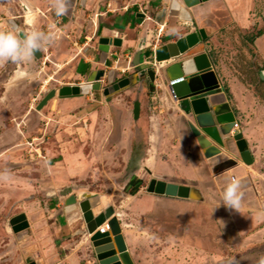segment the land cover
Listing matches in <instances>:
<instances>
[{"label": "rangeland", "instance_id": "rangeland-1", "mask_svg": "<svg viewBox=\"0 0 264 264\" xmlns=\"http://www.w3.org/2000/svg\"><path fill=\"white\" fill-rule=\"evenodd\" d=\"M70 1L68 13L57 17L49 0H0V30L18 26L56 33L41 57L0 66V172L7 170L10 176L0 180V264H55L69 255L90 260L94 247L80 207L87 194L111 199L134 264H259L264 256V218L257 215L264 212V155L259 167H238L240 176L252 179L256 198L243 201L240 213L218 207L219 187L231 175L213 173L189 129L188 116L174 93L162 89L160 78L155 92L138 83L108 96L91 91L77 98L81 100L57 94L41 109L38 105L47 91L83 81L61 65V48L66 45L75 52V40L84 44L92 39L96 15L133 3L140 13L153 15L148 26L147 16L136 23L141 25L138 34L148 39L142 51L152 53L159 44L207 27V46L218 51L221 89L228 85L237 93L248 88L264 105L253 43L262 31L245 32L223 10L206 14V22L183 26L169 15L171 0H107L102 7L101 0H89L84 7ZM217 1L225 10L235 4ZM255 2L253 16L264 0H241L240 5ZM31 10L34 19L28 25ZM173 27L176 33H170ZM125 60L117 57L110 65L118 67L121 61L125 68ZM86 70L83 66L80 73ZM114 70L116 78L123 76ZM102 79L104 88L109 80ZM135 100L142 102L138 119L133 114ZM245 126L239 124L240 132ZM225 151L238 159L233 147ZM152 178L198 186L204 199L150 193ZM136 184L140 189L131 196L128 189ZM73 196L76 202L66 204ZM22 213L30 225L16 233L10 220Z\"/></svg>", "mask_w": 264, "mask_h": 264}, {"label": "water", "instance_id": "water-1", "mask_svg": "<svg viewBox=\"0 0 264 264\" xmlns=\"http://www.w3.org/2000/svg\"><path fill=\"white\" fill-rule=\"evenodd\" d=\"M208 1L184 0L186 9L184 16L182 17L177 12L170 10L169 15L182 22L194 23L192 8ZM189 15L192 17L191 20L187 19ZM208 38L209 35L205 28H195L194 31H190L176 41L168 42L154 49L149 56L151 61H147L148 64H152L149 67H144L139 61H134L132 67H135L136 71L117 81H115L116 71L111 69L107 76L108 84L104 88H102L101 80L105 76V70H93L89 73L86 83L91 81L93 83L91 91L102 90L105 96L144 82L148 83L150 92H155L157 90V76H159L158 78L177 97L178 106L188 116L189 129L202 149L208 165L213 173L218 174L234 168L238 165V159L247 165H251L254 160L243 133L238 131L234 135L232 134L237 117L226 92L221 89L220 79L207 46ZM111 45L120 46L121 38L100 37L99 49L103 55L109 52ZM143 45H146V39L140 44V46ZM35 55L41 57L42 53L36 52ZM139 55L140 51L137 52L136 58ZM172 59L176 61L161 69L158 68L162 62ZM260 76L264 79V70L260 71ZM81 85H64L59 89L47 91L40 101L38 109H41L57 94L60 97H78L88 94L89 92L86 93L82 90ZM140 111L141 102L135 100L133 107L135 119L139 118ZM225 147L228 149L233 147L238 159L228 154ZM240 178L243 181L245 192L243 201L256 198L257 193L250 176L244 175ZM224 187L225 184L219 187L221 195ZM147 189L150 193L169 197L192 200L204 199V195L198 186L163 179L152 178ZM71 198V201L67 199L66 204L76 202L74 196ZM80 207L88 233L92 234L90 240L96 251V264H134L111 199L102 200L98 195L90 196L87 194L80 202ZM58 212L61 213V210ZM59 213H55V215ZM106 223L108 229L105 231L103 228L99 229ZM10 224L16 233L27 229L30 225L25 213L12 217ZM23 250L29 251L30 248L24 247ZM64 264H82V262L77 255H71L64 261Z\"/></svg>", "mask_w": 264, "mask_h": 264}, {"label": "crops", "instance_id": "crops-1", "mask_svg": "<svg viewBox=\"0 0 264 264\" xmlns=\"http://www.w3.org/2000/svg\"><path fill=\"white\" fill-rule=\"evenodd\" d=\"M105 1L107 0H101L100 5L98 6H101V5L103 6ZM234 1H235V4L233 6L230 5L228 8H226V10L223 7H221V5L219 6L217 5V2H218L217 0H209L208 6L205 5L202 7L201 6L202 4H201V5H198L197 7L192 8V13L194 16L193 24L196 25L200 21L204 22L205 21L204 16L206 14L207 15L211 14L213 11L222 12L223 10V12H226V14H229V16H231L238 23V26L244 29L245 32H257L261 30L262 31L261 34L257 35L253 41L255 49H256L257 59L259 60V63L254 64L255 65L254 68L257 71L258 66L264 67V6L262 5L259 8H257L256 14L252 16L251 9L255 7V5L258 4L257 2H255L254 5L252 4L253 6L252 5L251 6H241L240 5L241 0H234ZM133 4H132L133 7L129 5L128 7H124L122 9L119 7L117 9H113V10L111 9L112 12L114 13L113 14L114 17H112L113 21L111 22L108 21V16H109L108 12L111 11L110 9L108 11L104 10L103 12H100L98 15H96V20L99 22L98 24L101 25L99 33H98V39L101 36L112 37V38L118 37V38H121L120 46L111 45L109 52L103 55L102 52L98 50V43H95V42L92 43L90 40L91 43L86 42L84 44H80V41L75 40L76 47L72 48L75 52L72 53V50L66 47V45L62 47L61 50L59 51V57H60L59 60L62 61L61 65L70 67V70L74 74V76L83 79V81L87 80V77L91 71L102 68L103 66L101 65V63L104 64L107 58H108V64H109L110 69L116 68L124 73L123 76L121 77H124L128 75L129 73H132L135 70V67H132V64L134 61H139L140 64L143 65L144 67H149V65H152V64H148L147 61H151V60H149V56H147V53L145 52V51H151V50L142 51L144 47H147L148 39L146 37H143L144 35L138 34L139 33L138 27H141V25L136 24V23L137 21H139L138 19H142L145 16H147V18L145 17L146 18L145 21H147V26H148V23L150 22L153 15L140 13L139 10L134 7L135 4L134 5ZM153 4L155 3H152L150 6H152ZM216 7L217 8L220 7L221 9L216 10ZM69 8L71 9L72 7H69ZM201 10H204L203 15H200ZM100 16L104 18H102L101 20ZM197 16H199L198 19L196 18ZM93 20L95 19L93 18ZM182 25L188 26L186 22H183ZM86 30L87 31L89 30L88 27ZM205 30L207 34L210 36L211 31L207 27H205ZM95 31H96V28H95ZM80 33H82V30H80ZM145 39H146V45L140 46V44ZM168 42H171V41H168ZM168 42H165V43H168ZM161 45L162 44H159L157 47ZM150 49L153 50V48H150ZM80 50H84V53L80 54ZM138 51H140V55L138 56V58H136ZM100 57H101V61H100ZM117 57H119V59L121 58L126 59L125 68H123V66L121 65V61L116 62L119 64L118 67H115V66L113 67V65H110L113 62L112 60H114ZM174 61L176 60L172 59L167 62L169 64ZM83 66H86L87 70L83 72V74H81L80 69ZM215 69H216V66H215ZM131 70L133 71L131 72ZM256 73L258 75V78L259 77L261 78L260 72H256ZM158 77L159 76H157V80H158ZM83 81L79 85L85 83ZM140 86L143 87L144 85H140ZM161 87L164 90L168 89L164 84H162ZM232 91L233 90L230 91L232 95V99L231 100L229 99V100L231 101V106L233 110L235 111L238 126L239 124L246 125L245 128H243L242 133L249 144V149L253 156L254 162L251 165H247L242 160L239 159L238 165L234 166V168H231L229 171H226V172H229L228 176L235 175V176L242 177L240 176L238 167H249V168L259 167L258 164H260V158H262V156L264 155V114H263L264 105H262L261 102L258 99H256L254 94L251 93L248 88L242 87L241 90H237V93L236 92L232 93ZM244 92L246 94L245 101L243 100ZM70 98L77 99L80 97L78 96V97H70ZM77 100H81V99H77ZM141 110H142V102H141ZM239 129L240 128L238 127L235 133L240 131ZM148 160L150 161L151 159L149 158ZM131 196H134V194ZM101 228H103V226ZM91 235L92 234H89V237ZM70 256L71 255H69L64 260H59L55 264H64V261H66ZM79 258L80 260H82L81 257Z\"/></svg>", "mask_w": 264, "mask_h": 264}, {"label": "clouds", "instance_id": "clouds-1", "mask_svg": "<svg viewBox=\"0 0 264 264\" xmlns=\"http://www.w3.org/2000/svg\"><path fill=\"white\" fill-rule=\"evenodd\" d=\"M49 5L57 17H62L69 11L70 0H49ZM170 11H175L183 17L186 11L184 0H171ZM203 14L204 10H201L200 15ZM196 18L198 19L199 16ZM187 19L191 20V15ZM177 31L178 29L175 27L170 29V33H176ZM55 39L56 33L54 31L44 32L37 29L25 31L18 26L0 30V66L7 63H29L36 56V52H46ZM81 87L82 90L88 93L91 92L93 83L89 81L81 85ZM9 178L7 170L0 172V180H8ZM243 189V181L239 176L233 175L228 178L218 207L222 204L225 208L240 213L245 196ZM257 215L259 218H264V212H260ZM259 264H264V256L260 258Z\"/></svg>", "mask_w": 264, "mask_h": 264}, {"label": "flooded vegetation", "instance_id": "flooded-vegetation-1", "mask_svg": "<svg viewBox=\"0 0 264 264\" xmlns=\"http://www.w3.org/2000/svg\"><path fill=\"white\" fill-rule=\"evenodd\" d=\"M87 1L88 0H77V4L78 5H80L81 7H84L85 5H86V3H87ZM71 2V1H70ZM170 6H171V1H170ZM170 6H169V10H170ZM99 22H96V31H95V33H94V35L92 36V39H90L91 40V42L92 43H98V50L100 51V49H99V39H100V37H99V39H98V33H99V30H100V24H98ZM84 33V31L82 30V34ZM83 35H81L80 37H82ZM87 37V36H86ZM95 39H96V41H95ZM209 39V38H208ZM101 52V51H100ZM145 52H147V51H145ZM84 53V50H80V54H83ZM107 58V57H106ZM100 61H101V57H100ZM101 65L103 66L102 68H99V69H104L105 70V77L107 78V76H108V72H109V70H110V68H109V64H108V58L106 59V61H105V63L104 64H102L101 63ZM111 69H114V68H111ZM95 70H98V69H95ZM137 70H140V69H137ZM134 71H136V70H134ZM133 71V72H134ZM132 72V73H133ZM131 73H129L128 75H130ZM128 75H126V76H128ZM121 78H123V77H121ZM121 78H116L115 79V81H117V80H119V79H121ZM142 85H146V87L149 89V85H148V83H146V82H144ZM90 260H87V261H85V260H81V262H82V264H96V262H97V259H96V251H95V249H93L92 250V253L90 254Z\"/></svg>", "mask_w": 264, "mask_h": 264}, {"label": "trees", "instance_id": "trees-1", "mask_svg": "<svg viewBox=\"0 0 264 264\" xmlns=\"http://www.w3.org/2000/svg\"><path fill=\"white\" fill-rule=\"evenodd\" d=\"M259 34H261V32L258 33L257 35H259ZM210 52H211L210 54H211L213 63H214L215 66H217L218 65V55H217L218 51H217V49H211ZM146 53H147V56H150L151 51H147ZM263 69H264V67L258 66L257 67V72H260ZM258 82H259V84H264V80H262L260 77L258 78ZM224 91L226 92V94L228 96V99L231 100L232 99V95L230 93V89H229L228 85L224 86ZM130 188L131 189H128V193L133 195V194H135V193H137L139 191L140 186H139V184H136V185H134L133 187H130Z\"/></svg>", "mask_w": 264, "mask_h": 264}, {"label": "bare ground", "instance_id": "bare-ground-1", "mask_svg": "<svg viewBox=\"0 0 264 264\" xmlns=\"http://www.w3.org/2000/svg\"><path fill=\"white\" fill-rule=\"evenodd\" d=\"M29 12V11H28ZM32 10L28 13V15H27V18H26V21H25V23L26 24H28V25H31L32 23H33V19H34V16L32 15ZM164 65H165V62H162V64L160 65V66H158V68L159 69H161L162 67H164ZM18 73V72H17ZM167 87V86H166ZM168 88V87H167ZM175 95V94H174ZM175 98H177L176 96H175ZM70 201H71V199H69ZM71 204H73V202L71 203H68V205H71ZM106 225H107V223L105 224V225H103V229H104V231H105V229H107L106 228ZM102 229V228H101Z\"/></svg>", "mask_w": 264, "mask_h": 264}, {"label": "built area", "instance_id": "built-area-1", "mask_svg": "<svg viewBox=\"0 0 264 264\" xmlns=\"http://www.w3.org/2000/svg\"><path fill=\"white\" fill-rule=\"evenodd\" d=\"M161 65V64H160ZM164 67H165V65H164ZM103 80V79H102ZM102 80H101V82H102ZM238 128V122H236V124H235V128H234V130L232 131V134L234 135V133H235V131H236V129ZM106 228L108 229V225H106ZM103 231H104V229H103Z\"/></svg>", "mask_w": 264, "mask_h": 264}]
</instances>
